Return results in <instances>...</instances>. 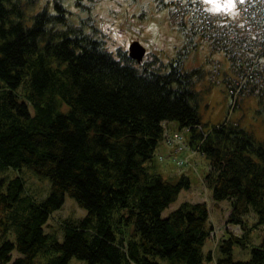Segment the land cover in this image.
I'll list each match as a JSON object with an SVG mask.
<instances>
[{
    "label": "trees",
    "instance_id": "16d2710c",
    "mask_svg": "<svg viewBox=\"0 0 264 264\" xmlns=\"http://www.w3.org/2000/svg\"><path fill=\"white\" fill-rule=\"evenodd\" d=\"M154 1L181 41L173 57L150 52L138 62L128 49H109L92 7L79 0L85 17L65 0H0V174L28 167L51 183L39 202L20 176L0 178V264H35L40 253H52L46 264L212 260L207 202L185 201L163 215L191 186L183 172L167 179L154 163L163 142L179 167L206 157L214 201L230 203L228 225L240 234L220 240L216 264H264V141L240 121L206 127L200 113L214 84L225 85L232 109L243 96L264 103V0H236V13L226 15L203 0ZM202 40L222 56L210 71L188 65ZM169 121L180 132L169 131ZM175 133L185 144L183 165L178 143L166 142ZM66 195L87 215L63 222L59 240L45 226ZM249 212L260 242L249 259L235 260L234 247L252 242Z\"/></svg>",
    "mask_w": 264,
    "mask_h": 264
},
{
    "label": "rangeland",
    "instance_id": "374dc122",
    "mask_svg": "<svg viewBox=\"0 0 264 264\" xmlns=\"http://www.w3.org/2000/svg\"><path fill=\"white\" fill-rule=\"evenodd\" d=\"M203 1L208 11L214 14H235L238 7L236 0ZM65 2L71 10L81 13L84 17L88 13L85 8L81 7V4L92 7L91 14L97 19L99 27L107 34V43L113 52L117 48L128 49L132 41L139 40L147 48V53H158L163 59H167L175 55L176 46L180 44V37L169 22L168 11L164 8H158L154 0H79L80 5L76 3V0H65ZM221 57L219 53L212 51L205 40H202L200 48L193 53L188 65H204L210 71L211 60ZM207 83H209L208 79L205 80L204 84ZM200 113L202 122L206 127L216 126L227 121H240L242 126L254 132L259 140L264 141V103H261L256 97L243 96L239 99V106L232 109V98L226 91L225 85L214 84L204 95ZM168 123H171L167 125L169 131L176 129L180 132L179 128H175L173 125L177 124L176 122L169 121ZM181 133L185 135V132ZM159 155L164 160L160 161ZM173 157L172 150L163 142L156 150L154 163L159 166L161 172L162 168L165 170L162 173L167 179L170 178V174L183 172L190 179L191 186L189 189L181 191L177 200L163 212V215L167 216L185 201L207 202L210 208V224L213 231L210 239L206 242L205 251H211L213 259L206 260L205 264H216V260L223 256L218 249L220 240L228 235V231L240 234L238 227L228 225L230 203L228 201H214L212 189L205 182L210 171L206 157L202 155L191 156V161L196 168H191L188 165L179 167L173 161ZM178 157L185 158V154L182 152ZM3 176H9V178L20 176L25 181L26 192L39 202L44 201L50 194V180L36 175L28 167H23L20 170L8 169L0 174V178ZM86 215L87 210L81 208L73 198L66 195L63 206L49 217L45 232L49 235L56 233L60 237L58 239L62 240V223L81 220ZM245 219L247 220V227L250 228L248 234L253 243L249 242L245 248L236 245L233 251L235 260L249 259L251 248L254 243L260 242L259 235L262 234V228L255 227L254 229V223L257 221L255 214L249 212L245 215ZM52 256V253H40L35 264H46ZM14 257H17L16 251ZM69 264H87V262L72 258Z\"/></svg>",
    "mask_w": 264,
    "mask_h": 264
},
{
    "label": "built area",
    "instance_id": "2783aa9c",
    "mask_svg": "<svg viewBox=\"0 0 264 264\" xmlns=\"http://www.w3.org/2000/svg\"><path fill=\"white\" fill-rule=\"evenodd\" d=\"M249 1H250V0H240V7H241L242 4L245 5V4H247ZM244 80H245V79H244ZM245 81H247V80H245ZM245 81H243V83H244ZM166 142H167V144H169V145H172V144H174V143H178L179 146L175 149V153H179V154H180V153L184 150V148H185V144H184V142H183V138H182V136H181L180 134H178V133H175L174 136H173V138H171V137H167ZM177 162H178L179 165H183V164H185L186 162L188 163V158H185V159H178Z\"/></svg>",
    "mask_w": 264,
    "mask_h": 264
},
{
    "label": "water",
    "instance_id": "95a60500",
    "mask_svg": "<svg viewBox=\"0 0 264 264\" xmlns=\"http://www.w3.org/2000/svg\"><path fill=\"white\" fill-rule=\"evenodd\" d=\"M147 53V48L139 41L134 40L130 43L128 48V54L131 58L142 62Z\"/></svg>",
    "mask_w": 264,
    "mask_h": 264
}]
</instances>
